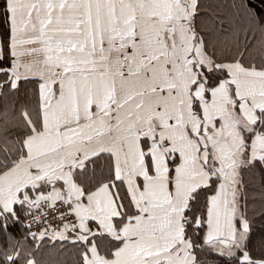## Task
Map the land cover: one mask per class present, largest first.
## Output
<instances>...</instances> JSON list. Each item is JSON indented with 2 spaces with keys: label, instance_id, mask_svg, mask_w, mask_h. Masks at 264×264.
Wrapping results in <instances>:
<instances>
[{
  "label": "snow or ice",
  "instance_id": "snow-or-ice-1",
  "mask_svg": "<svg viewBox=\"0 0 264 264\" xmlns=\"http://www.w3.org/2000/svg\"><path fill=\"white\" fill-rule=\"evenodd\" d=\"M0 264H264V0H0Z\"/></svg>",
  "mask_w": 264,
  "mask_h": 264
}]
</instances>
